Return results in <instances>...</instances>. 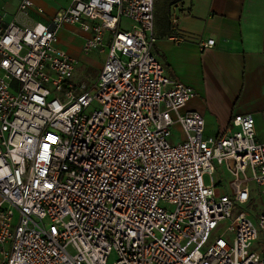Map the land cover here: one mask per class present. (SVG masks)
Returning <instances> with one entry per match:
<instances>
[{
	"label": "built area",
	"instance_id": "2783aa9c",
	"mask_svg": "<svg viewBox=\"0 0 264 264\" xmlns=\"http://www.w3.org/2000/svg\"><path fill=\"white\" fill-rule=\"evenodd\" d=\"M33 7L0 15L2 264H264V208L234 212L264 193V141L251 114L205 135L183 109L195 91L154 52V0H72L49 24ZM66 24L105 54L89 86L57 46Z\"/></svg>",
	"mask_w": 264,
	"mask_h": 264
},
{
	"label": "crops",
	"instance_id": "0c3cea01",
	"mask_svg": "<svg viewBox=\"0 0 264 264\" xmlns=\"http://www.w3.org/2000/svg\"><path fill=\"white\" fill-rule=\"evenodd\" d=\"M19 2L0 0V15L6 20L25 21L18 13ZM33 2L29 22L49 24L52 16L72 0ZM168 10L175 14V27L171 16L169 20L158 18L156 24L155 13L165 15ZM154 33V52L166 75L195 91L183 109L202 115L205 135L224 132L234 114H251L255 137L264 141V0H154ZM57 35L58 47L76 61H89L90 55L81 51L85 32L66 24ZM208 39H213L214 45L202 48ZM214 177L218 188L228 192L218 171ZM252 189L250 206L255 192H259L255 185ZM263 208L247 212L255 220Z\"/></svg>",
	"mask_w": 264,
	"mask_h": 264
},
{
	"label": "rangeland",
	"instance_id": "374dc122",
	"mask_svg": "<svg viewBox=\"0 0 264 264\" xmlns=\"http://www.w3.org/2000/svg\"><path fill=\"white\" fill-rule=\"evenodd\" d=\"M171 11L168 10V12L163 15V14H159V13H155V22L157 24L158 22V18L162 20L168 19L171 16ZM105 58V54H97V53H93L91 54L88 59L89 61H84V60H77V66H76V72H75V80L77 82H82L85 83L86 85H91L92 83L95 82L97 76H98V72H99V67L101 66V64L103 63ZM175 133L177 134L178 129L175 128ZM218 171V175L220 176L221 180H222V187L223 189L226 190V187L228 185L229 182V178L228 175L224 172H222L221 170H217ZM204 182L206 184L210 183V179L209 176L206 174L203 177ZM259 191V190H258ZM256 194L254 195L253 198V202H251V206L250 205H246V206H235L234 208V212L239 213L241 211L248 210L249 212L253 213L255 211V209H259L261 207H264V193H260L257 191L255 192ZM255 205V206H252ZM257 247H264V238L259 235L258 237V242H256Z\"/></svg>",
	"mask_w": 264,
	"mask_h": 264
}]
</instances>
